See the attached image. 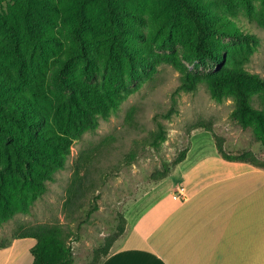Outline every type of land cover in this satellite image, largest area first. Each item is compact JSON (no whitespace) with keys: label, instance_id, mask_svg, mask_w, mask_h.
I'll return each instance as SVG.
<instances>
[{"label":"rangeland","instance_id":"1","mask_svg":"<svg viewBox=\"0 0 264 264\" xmlns=\"http://www.w3.org/2000/svg\"><path fill=\"white\" fill-rule=\"evenodd\" d=\"M194 1L210 12L212 25L223 24L225 30L212 32L210 44L224 64L264 79V0ZM78 3L42 0L48 5L46 19H51L42 29L49 39L44 47L23 34L15 41L0 25V77L9 73L18 83L8 79L10 87L17 86L8 89L10 98L25 93L35 107L54 111L47 112L48 121L38 127L51 142H57L70 126L77 102L85 103L73 86L96 91L99 98L94 102H103V108L95 110L96 129L70 142L65 167L46 182L47 190L27 212H17L0 226V241L14 240L33 226L57 225L69 234L73 264H101L107 257L103 246L122 229L117 240L126 232L130 209L144 208L171 187L175 195L193 178L211 175V162H226L218 153L216 136L230 156L264 160V145L253 126L243 127L234 116V98L217 100L211 95L207 80H220V69L209 62L194 67L196 28L177 1L116 0L121 26L117 32L110 28L101 4H88L81 42L72 32ZM13 4V0H0V15ZM21 17L19 12V23ZM40 73L45 74L49 96L37 98L27 84L36 87ZM186 82L193 87L185 86ZM251 104L264 111V92L253 93ZM172 107L170 118L162 117ZM157 120L166 134L155 145ZM8 125L11 133H19ZM5 143L1 137L0 184L1 173H7ZM185 150V161L172 166L167 178H151ZM32 164L39 168V162ZM77 171L83 191L70 203ZM185 189L180 198L187 197L189 189Z\"/></svg>","mask_w":264,"mask_h":264},{"label":"trees","instance_id":"2","mask_svg":"<svg viewBox=\"0 0 264 264\" xmlns=\"http://www.w3.org/2000/svg\"><path fill=\"white\" fill-rule=\"evenodd\" d=\"M175 1L196 28L194 67L197 68L205 62H209L221 71L220 80L211 78L207 80L211 95L217 100H221L223 97L234 98L236 101L234 116L243 127L253 126L259 142L264 145V111L254 108L251 104L253 93L264 92V79L257 74L234 69L224 64L212 48L210 39L212 32H223L225 29L223 24H215V26L210 23V12L204 6H200L194 0ZM13 2L14 4L8 12L0 15V25L14 36L15 41L20 39L21 34H23L35 38L44 47L49 39L42 34V29L45 27V23H51V19H46L44 11L48 5H43L42 0H13ZM78 2L74 19L75 27L72 29L73 35L78 41L83 40L81 32L87 26L85 10L88 4L96 3L103 6L107 13L110 28L114 32H117V29L121 27L120 10L115 4L116 0H78ZM19 12L22 15L21 23H19ZM54 12L59 13V10L54 8ZM11 77L9 73L0 77V138L6 139L4 169L7 170L6 174L1 173L0 226L8 222L17 212H27L33 203L43 196L47 190L46 182L53 181L55 173L65 167L70 142L81 137L86 131L96 129L97 116L95 110L99 111L98 109L103 108L101 100L98 101L100 104L94 102L99 98L96 91L90 93L87 91L89 88L80 85L73 86L85 103L77 102L75 116H70V126L65 128L64 134L58 136L57 142H51L49 134L43 133L38 127L48 121L46 113L52 114L54 111L35 107L33 100L25 93H18L15 97L10 98L8 89H17V86H9V80L13 79ZM42 77L45 78V74L36 75L35 80L38 82L36 87L27 84V87L30 88L29 92L37 98L49 96ZM16 84L18 85L17 82ZM185 86L191 88L193 84L186 82ZM173 113L174 107L162 117L170 118ZM8 124L17 127L19 133H11ZM157 127L153 137L155 145L163 140L166 134L161 122H157ZM215 138L218 153L223 159L230 162L249 163L264 169V160H259L256 157L248 159L245 154L239 156L226 154L220 144L222 139L218 136ZM186 156L187 150L183 151L172 164L165 162L162 168L156 171L151 178L155 181L167 178L171 167L185 161ZM33 161L39 162L38 169L32 164ZM22 164L26 165L27 172L23 171ZM75 180L77 188L70 199V203L73 200H78V196L83 191L80 171L75 173ZM122 232L124 229L120 234ZM120 234H117L107 245L103 246L105 257L108 256L109 250ZM17 238H33L37 241L32 249L33 264H73L72 252L67 246L69 234L64 227L50 224L37 225L22 231L15 239ZM12 241H0V249L8 247Z\"/></svg>","mask_w":264,"mask_h":264},{"label":"crops","instance_id":"3","mask_svg":"<svg viewBox=\"0 0 264 264\" xmlns=\"http://www.w3.org/2000/svg\"><path fill=\"white\" fill-rule=\"evenodd\" d=\"M216 160L211 175L185 185V199L171 187L130 209L126 232L101 264H264V169ZM36 244L14 239L0 249V264H33Z\"/></svg>","mask_w":264,"mask_h":264},{"label":"built area","instance_id":"4","mask_svg":"<svg viewBox=\"0 0 264 264\" xmlns=\"http://www.w3.org/2000/svg\"><path fill=\"white\" fill-rule=\"evenodd\" d=\"M177 194L175 196L177 198L183 197L185 195L186 189L184 187H180L177 191Z\"/></svg>","mask_w":264,"mask_h":264}]
</instances>
